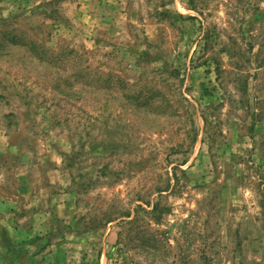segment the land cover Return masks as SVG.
Segmentation results:
<instances>
[{"label":"rangeland","instance_id":"obj_1","mask_svg":"<svg viewBox=\"0 0 264 264\" xmlns=\"http://www.w3.org/2000/svg\"><path fill=\"white\" fill-rule=\"evenodd\" d=\"M0 264H264V0H0Z\"/></svg>","mask_w":264,"mask_h":264}]
</instances>
